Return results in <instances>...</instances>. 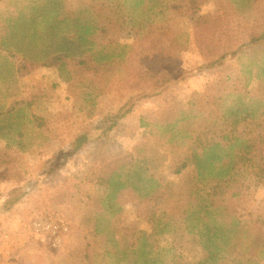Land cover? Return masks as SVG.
Instances as JSON below:
<instances>
[{
    "label": "rangeland",
    "instance_id": "1",
    "mask_svg": "<svg viewBox=\"0 0 264 264\" xmlns=\"http://www.w3.org/2000/svg\"><path fill=\"white\" fill-rule=\"evenodd\" d=\"M50 1L0 0V264H90L111 251L107 236L85 223L102 194L89 172L100 160L110 164L140 151L162 185L147 199L121 198L122 210L108 226L113 239L127 246L144 235L166 264L205 263L203 228L188 229L183 212L220 206L228 196L240 225L234 246L219 250L218 264H264L240 247L264 214V177L241 165L232 185L254 191L256 200L248 192L228 202V194L212 192L213 182L200 181L192 167L174 174L170 153L172 135L181 138L204 117L217 125L211 116L227 113L231 84L245 63L240 55L254 63L248 97L264 111V0H189L195 7L188 0H55L60 17L87 4L125 9L119 10L125 24L102 43L110 57L97 63L98 71L75 49L78 59L53 62L44 51L56 41L48 30L19 53L1 44L14 18L38 21ZM80 59L87 64L76 66ZM128 107L122 120H112ZM79 134L88 135L87 143L75 142Z\"/></svg>",
    "mask_w": 264,
    "mask_h": 264
},
{
    "label": "trees",
    "instance_id": "2",
    "mask_svg": "<svg viewBox=\"0 0 264 264\" xmlns=\"http://www.w3.org/2000/svg\"><path fill=\"white\" fill-rule=\"evenodd\" d=\"M156 1L159 0H149L154 3ZM140 2L141 0H139ZM253 3H257L256 0ZM188 4L195 7V2L189 3L188 0ZM47 6L46 9L49 11L45 10V14L41 15L38 21L33 18L27 19L24 16L14 18L10 22L7 34L2 38L1 44L4 47L12 46L11 49L19 53L23 51V46H33L30 43L31 39L40 38L43 32L48 30L51 32V36L55 34L56 41L48 42L44 51L52 54L49 58H54L53 62L58 61L60 64L61 60L78 59L72 52L75 49L74 52L79 53V56L83 55L87 59L86 61L97 66L95 71L101 69L97 63L106 61L110 57V54L105 52L106 45L102 46V43L120 22L125 24V20H119V14L125 9H121V6L117 4H104L95 7L92 4H87L81 6L77 11L67 10L60 17L62 13L58 14L57 9L60 5L55 0H51ZM151 9H148V14L152 13ZM31 11L36 14L44 13L38 7H32ZM19 13L22 14V12ZM112 13L116 15L114 16ZM121 17L125 18L128 15ZM148 22H150L149 27L152 28L154 23ZM31 30L35 31L32 35H30ZM178 37L183 38V35ZM98 46L100 49L97 52ZM39 51H43V49ZM41 57V55L36 56L39 59ZM242 57L245 59V63L240 62L242 64L241 73L234 79L235 83L231 84L233 91L228 95L233 100L230 107L227 108V113H217L216 111L214 116H211L216 120L217 125L204 117L200 122H195L194 127L190 128L188 132L180 134L181 138L178 135H172L171 139L175 143L170 146L174 174H181L184 169L192 167L200 181L213 182L212 192L219 196L228 194V202H239L245 198V194L248 192H253V201L256 200L254 191L241 193L238 188L232 185L235 182L233 178L236 174L235 171L241 170V165H250V168L247 167L248 170L264 177V111H260V106L255 107L252 98L248 97L247 90L252 80L256 78L255 68L254 63L246 59L245 56L240 55L238 59ZM86 61L80 59L79 65H75L85 66ZM216 65V62L208 64V66ZM204 68L202 66L196 70ZM179 75L180 73L172 77L175 78ZM182 77L183 75L180 76V78ZM180 80L182 79H178L174 83H178ZM238 88L241 89L237 91ZM155 95L158 94L154 93ZM121 110L119 109L112 117L113 121L122 120L125 115L129 114L131 108ZM184 127L188 126L183 124L181 129ZM24 137L25 135L19 132V138ZM87 141L88 135L79 134L75 142L85 144ZM157 152L158 150L155 151V153ZM140 154L141 151L137 152L134 157L112 160L110 164L100 160L92 166L89 172L96 178V184L100 186L99 190L102 191V194L98 197V211L93 217L88 216L85 223H91L95 235L105 234L112 245L111 251L95 255L90 264H166L167 262L163 252H156L154 244L144 235L138 237L133 243L122 246L116 239H113L114 235L108 229L111 219L115 218L122 210L120 204L122 197L128 195L147 199L155 195L162 185L161 179L147 168L148 159ZM227 197L221 200L222 205L220 206L200 204L194 212L187 210L183 212L184 223L188 229L193 230L199 225L203 228V236L206 238L204 250L207 252L208 258L202 264H218L219 250L223 247L228 249L229 246H234L231 239L234 238L233 231L237 230L240 221L236 218L233 205L230 203L226 205L225 198ZM263 241L264 214L260 215L257 220L256 234L254 236L245 234L241 238L240 247L246 252L253 253L257 263H264Z\"/></svg>",
    "mask_w": 264,
    "mask_h": 264
}]
</instances>
